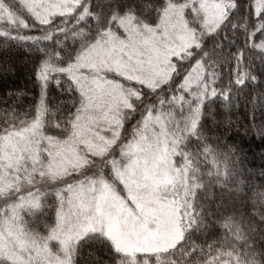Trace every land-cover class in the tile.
I'll use <instances>...</instances> for the list:
<instances>
[{
  "label": "snow or ice",
  "instance_id": "6c2138e0",
  "mask_svg": "<svg viewBox=\"0 0 264 264\" xmlns=\"http://www.w3.org/2000/svg\"><path fill=\"white\" fill-rule=\"evenodd\" d=\"M17 4L0 37L35 53L38 92L0 120V264H80L85 244L101 264H264V0ZM209 118L261 142L259 165Z\"/></svg>",
  "mask_w": 264,
  "mask_h": 264
},
{
  "label": "trees",
  "instance_id": "16d2710c",
  "mask_svg": "<svg viewBox=\"0 0 264 264\" xmlns=\"http://www.w3.org/2000/svg\"><path fill=\"white\" fill-rule=\"evenodd\" d=\"M4 8L7 10L9 7L19 11V6L17 4V0H4ZM6 16L8 19H15L14 14H8L6 11ZM5 27L4 24H0V28ZM31 34H39V29H33ZM229 36L231 38V32L229 31ZM71 44L70 41H68ZM225 47H228V41L224 42ZM8 51L11 53L10 57H6L4 63L0 65V70H2L3 74L0 76V89H3L2 93H0V120L4 118L3 110H7L9 108H15L17 112H23L27 110L29 103L32 101V98L37 94L38 88L34 82V76L32 74V62L35 59V53H29L23 46L16 44L13 40H8L7 42L3 37H0V53ZM9 61L14 67V71H9ZM99 66H101V61H99ZM100 71L107 72V76L105 78L111 77V73H109L105 66L100 67ZM17 91H22L24 95L17 97L14 95H9V93H15ZM154 102L150 97H146L144 103ZM143 105H141L142 107ZM222 116V113L217 109L216 117L219 119ZM136 119L133 117L128 121V124L133 122ZM241 126H243V121L240 122ZM159 131V129H157ZM205 131L209 138L212 140L214 136L227 137L228 141L235 143L238 145L244 153L247 155V159L251 162L252 167H256L259 165L260 161L258 158V154L261 150V142L255 140L254 138H248L243 136L239 131L236 130L233 125L230 129L225 128L222 123H215L211 118L207 119L205 122ZM215 143V141H213ZM201 168L205 170L208 169V166L211 165V158L208 160L201 159L198 161ZM215 171L214 168H212ZM221 171H223V165H221ZM225 179H229L228 177H224L221 175L220 180L224 181ZM207 182V178L205 180ZM249 182L252 185H257L260 183V177H249ZM209 194L211 189L209 188ZM217 196H219V189L217 191ZM205 203H212L213 201L208 200ZM208 209L205 208V212ZM211 221V217H209V222ZM3 225L0 224V230H3ZM29 228L35 229L37 227L36 224L28 225ZM42 227V225L40 226ZM220 231L227 232L231 237L232 233L230 231L229 226H225ZM7 236V232L4 233ZM214 233H209L207 236H204L197 232L190 233V239L195 240L197 242H209L213 239ZM58 251V249H57ZM237 254L243 256L244 249H238ZM179 255V254H178ZM97 257H101L102 259H107V255L105 254L104 249L99 245H89L85 244L80 249L79 261L80 264H101V262L97 261ZM166 259V258H163ZM153 262V260H152ZM167 264V263H165Z\"/></svg>",
  "mask_w": 264,
  "mask_h": 264
},
{
  "label": "rangeland",
  "instance_id": "374dc122",
  "mask_svg": "<svg viewBox=\"0 0 264 264\" xmlns=\"http://www.w3.org/2000/svg\"><path fill=\"white\" fill-rule=\"evenodd\" d=\"M104 55H105L104 53H101V58H100L101 66L100 67H102L105 64V62H104ZM109 73H111V72H109ZM106 74H107V72H105V71H100L99 72V75H100L101 78H105L107 76ZM135 122H136V119H134L133 122L130 123V125L131 124H134ZM165 263L169 264V260L167 258L166 259H163L162 258L159 261L153 260V262L152 261L150 262V264H165Z\"/></svg>",
  "mask_w": 264,
  "mask_h": 264
}]
</instances>
